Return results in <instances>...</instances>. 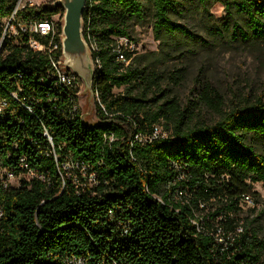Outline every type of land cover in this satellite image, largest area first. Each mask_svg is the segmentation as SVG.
Here are the masks:
<instances>
[{
    "label": "trees",
    "instance_id": "trees-1",
    "mask_svg": "<svg viewBox=\"0 0 264 264\" xmlns=\"http://www.w3.org/2000/svg\"><path fill=\"white\" fill-rule=\"evenodd\" d=\"M187 0H86L82 33L96 64L93 123L74 110L79 77L61 81L51 57L32 50L26 34L5 36L0 47V166L20 178L0 188V264H258L263 244L245 223L241 202L264 187V100H242L223 110L222 96L203 83L197 101L219 115L213 122L193 120L192 111L173 98L149 97L159 88L157 75L127 64L113 52L115 38L132 37L131 27L151 10L155 38L181 34L200 39L173 20ZM203 11L220 2L226 15L211 24L219 40L244 44L264 40V0H188ZM15 0H0V39ZM62 17L60 5L27 7L17 20ZM236 16L243 18L237 20ZM59 43L61 24L56 21ZM17 28V26H16ZM16 38V41L13 39ZM177 78V77H176ZM114 88H120L117 93ZM170 133L150 141L160 118ZM22 159V160H21ZM76 165L96 184L65 179L62 164ZM200 204L214 209L202 217ZM211 216V217H209ZM222 223L225 245L212 222ZM205 228V229H204ZM209 231V232H208Z\"/></svg>",
    "mask_w": 264,
    "mask_h": 264
},
{
    "label": "rangeland",
    "instance_id": "rangeland-1",
    "mask_svg": "<svg viewBox=\"0 0 264 264\" xmlns=\"http://www.w3.org/2000/svg\"><path fill=\"white\" fill-rule=\"evenodd\" d=\"M147 8V16L143 21L132 25L131 34L140 47L139 51L133 54L135 64L147 66V70L157 75L159 81V88L153 90V94L149 93V97H159L160 100L173 98L181 108L192 111L194 121L205 123L215 121L219 115L197 101L203 83L210 84L222 96L223 110H228L246 98L253 100L261 97L264 100V40L236 44L228 40L215 39L208 31L211 24H220L221 19L226 15L222 3L215 2L203 11L197 2L187 0L178 12L170 14L173 20L188 26L200 39L188 38L181 34L155 38L151 27L150 6ZM236 17L237 20L243 21L242 17ZM52 19L54 22L62 23V17L58 14L52 16ZM4 27H6L5 21ZM14 30L8 25L6 34L14 36ZM16 38L17 36L13 41H16ZM0 43L1 47L2 41ZM90 63L93 68L91 58ZM60 67L79 77L78 106L81 117L89 123L95 122L97 116L94 95L85 88L83 78L64 63L63 54ZM120 90V88L113 89L115 93ZM156 125L161 135L166 136L170 133L164 117L160 118ZM73 167L71 164H62L61 171L65 179L84 186L85 183L79 178L81 176L85 178L88 186L94 185L91 177L76 166ZM0 173L5 179L4 169L1 166ZM29 177L28 174L7 176L6 181L9 186L14 187L18 185L20 178ZM253 188L259 193L260 198L257 203L253 196L250 201L241 202L239 223L242 225H239L236 231H240L247 223L246 228L251 229L263 244L260 248L258 264H264V187L260 183H254ZM200 207L201 210L197 211L195 216L198 217L199 223L200 221L202 223V217L214 207L203 204H200ZM221 224L217 219L212 222L213 228H217L216 237L219 243L225 245L227 240L224 237L223 227H220Z\"/></svg>",
    "mask_w": 264,
    "mask_h": 264
},
{
    "label": "built area",
    "instance_id": "built-area-1",
    "mask_svg": "<svg viewBox=\"0 0 264 264\" xmlns=\"http://www.w3.org/2000/svg\"><path fill=\"white\" fill-rule=\"evenodd\" d=\"M55 2H56V0H15L11 14L5 20L6 27H4L0 42L4 39L5 36H10V35L6 34V28L9 25L10 27H13L15 29L13 31L14 32L13 35H16V34H26L27 35V42H28V45L30 46V48L32 50H40V51L45 50L50 54V53L54 52V50H56L58 48V45L60 44L61 54L58 56V58L56 60L53 59L52 56H50L51 57V64H52V67L54 68L56 76L61 81L70 82V81H73L77 75L68 71V70H62L60 67L61 59H62V45H61L62 32L59 34V43H57L55 41V37L57 34V27H56V23L54 22V20L52 18L39 20V21L29 19L26 22L17 20V12H19V11H21L27 7H40L43 5L49 6V5H54ZM16 26H17V28H16ZM88 49H89V53H90V57H91V52L94 50H97V47H96L95 43L90 42L88 45ZM139 49H140V47H139L138 43L133 39V37L122 35V36H118L115 38V46H114L112 51L115 52L116 59L118 61H121V62H124L125 64H127L129 62V60L126 59V55L128 53H130L133 56V54L138 52ZM92 64H93V69H95L96 64L99 66L98 60H96L95 63L92 61ZM78 93H79V91L77 92L76 105L73 108H74V110H79V112H80V108L78 106ZM93 95H94V100H95L96 94H93ZM3 105H4V102H0V110L2 109ZM80 116H81V114H80ZM158 137H164V135H161V132L157 128L156 124L153 125V128L151 129V131L148 134H134V139L139 141V142L150 141V140L158 138ZM74 166H76V165H74ZM3 169H4V177H6V178L3 179L1 177L2 174L0 173V180H1L0 181V188L2 190H5L8 187H10L6 181L7 176H15V175L12 174V172H10L8 169H6V168H3ZM82 171L84 172V170H82ZM88 177L92 178L93 183L95 185L96 181H95L94 173H91L90 175H88ZM78 185H81V184L79 183ZM244 200L250 201L251 196L250 195L243 196L242 202ZM1 214H2V209H1V205H0V216H1ZM217 241H218V239H217ZM64 262H65V264H86V261L82 257H75V256L65 258ZM99 264H110V263H105L103 261V262H100ZM111 264H116V263H111Z\"/></svg>",
    "mask_w": 264,
    "mask_h": 264
},
{
    "label": "water",
    "instance_id": "water-1",
    "mask_svg": "<svg viewBox=\"0 0 264 264\" xmlns=\"http://www.w3.org/2000/svg\"><path fill=\"white\" fill-rule=\"evenodd\" d=\"M86 0H56L54 5L63 8L61 45L64 63L83 78L90 94L94 69L91 67L88 45L82 33V13Z\"/></svg>",
    "mask_w": 264,
    "mask_h": 264
}]
</instances>
